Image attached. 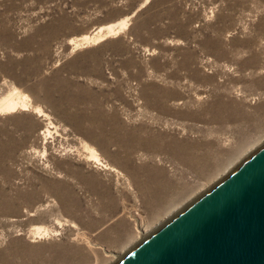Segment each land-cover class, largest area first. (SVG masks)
<instances>
[{"label": "rangeland", "instance_id": "rangeland-1", "mask_svg": "<svg viewBox=\"0 0 264 264\" xmlns=\"http://www.w3.org/2000/svg\"><path fill=\"white\" fill-rule=\"evenodd\" d=\"M144 1L0 0V264H113L264 143V0Z\"/></svg>", "mask_w": 264, "mask_h": 264}, {"label": "water", "instance_id": "water-1", "mask_svg": "<svg viewBox=\"0 0 264 264\" xmlns=\"http://www.w3.org/2000/svg\"><path fill=\"white\" fill-rule=\"evenodd\" d=\"M113 264H264V143Z\"/></svg>", "mask_w": 264, "mask_h": 264}, {"label": "bare ground", "instance_id": "bare-ground-1", "mask_svg": "<svg viewBox=\"0 0 264 264\" xmlns=\"http://www.w3.org/2000/svg\"><path fill=\"white\" fill-rule=\"evenodd\" d=\"M149 0H145L143 3V6L147 4ZM134 15V14H133ZM132 15V16H133ZM127 20H125L123 23H121L120 26L118 27H110L106 30V32H103L102 30L96 32L94 35L89 36H83L81 38H78L76 40H71L69 42V44L72 45V51H75L81 47H86V46H90L92 44H95L97 41L99 40H103L104 37H108L113 35L114 33L117 34L118 33V29H121V26L125 25ZM14 91V90H13ZM20 94V93H19ZM18 92H12L7 94L6 96H4L3 98H1L0 100V114L1 113H12V112H16L19 109H23L24 107L27 106L26 104V97L25 96H21L19 95ZM36 110L40 113L41 109L40 108H36ZM48 128V127H47ZM49 129V128H48ZM48 129L45 131V133L48 132ZM92 154L93 156H95L97 158V154L92 150ZM38 234H40V232H38ZM146 235L144 234V236L141 238L143 239Z\"/></svg>", "mask_w": 264, "mask_h": 264}]
</instances>
